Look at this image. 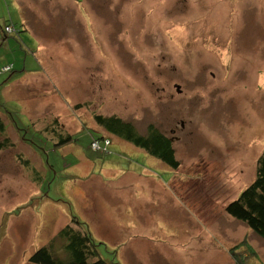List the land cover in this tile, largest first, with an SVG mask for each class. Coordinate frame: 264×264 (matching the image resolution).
Wrapping results in <instances>:
<instances>
[{
    "label": "rangeland",
    "instance_id": "obj_1",
    "mask_svg": "<svg viewBox=\"0 0 264 264\" xmlns=\"http://www.w3.org/2000/svg\"><path fill=\"white\" fill-rule=\"evenodd\" d=\"M20 1L0 0V120L14 144L0 150V264H29L69 212L115 264H227L244 239L264 264V237L224 211L264 148V0H47L59 7L46 13V0ZM97 115L174 135L178 169ZM52 119L71 143L54 147ZM99 136L110 145L92 151Z\"/></svg>",
    "mask_w": 264,
    "mask_h": 264
},
{
    "label": "trees",
    "instance_id": "obj_2",
    "mask_svg": "<svg viewBox=\"0 0 264 264\" xmlns=\"http://www.w3.org/2000/svg\"><path fill=\"white\" fill-rule=\"evenodd\" d=\"M6 26H11V24ZM6 26H4L3 30L7 28ZM16 31L20 32V28L18 30L16 29ZM9 72H11V69ZM94 119L97 126L104 129L108 134L115 135L133 144L135 147L143 150L146 154L164 163L171 169H178L179 162L175 157L171 142L163 133L153 126H149L146 135L143 136L136 134L131 123L125 122L115 115L110 117L97 115ZM50 122L51 123H46L44 125L42 131L52 134V136L58 140L54 143V147L65 146L73 141L72 134L65 130L63 125L57 120L52 119ZM0 134L3 135V141L0 142V150L12 148L14 144L10 141L9 137L6 136V125H4L1 120ZM94 142L99 143V147L101 144H103V146L110 145L108 137L99 136L91 140L90 148L92 151H97L99 149L92 148ZM106 142H108V145ZM16 159L26 169L32 168V180L37 182L38 179H41L28 158L18 154ZM48 170L51 172L53 171L49 164ZM30 206L34 207L35 204L33 203L31 205L30 203ZM224 211L229 217L243 223L256 235L264 237V148L256 161L255 178L253 182L242 190L235 200L229 202L225 206ZM28 215L30 218L34 217L31 214ZM68 215L70 216L69 221L60 228L47 244L36 249L29 256L28 263L115 264V262H111L110 260L107 261L100 257L98 245H101V243H97L93 240L89 231L78 221V218L71 215L70 212ZM229 255L235 264H254L256 260L254 258V250L245 239L242 240L239 245L231 248L229 250Z\"/></svg>",
    "mask_w": 264,
    "mask_h": 264
},
{
    "label": "crops",
    "instance_id": "obj_3",
    "mask_svg": "<svg viewBox=\"0 0 264 264\" xmlns=\"http://www.w3.org/2000/svg\"><path fill=\"white\" fill-rule=\"evenodd\" d=\"M19 1V3L21 4V1L20 0H18ZM59 1V0H58ZM70 1V0H69ZM70 5V4H69ZM46 6H47V8H46ZM60 6H63V5H60ZM42 7H44L45 8V13L46 12H48V11H51L53 8H58L59 7V3L58 4H56V5H53L52 3H50V2H48L47 0L45 1V4L42 6ZM40 12H39V10H38V14H39ZM50 13V12H49ZM41 16H44L45 17V14H42V13H40V17ZM47 16H52L51 14H47ZM42 19H44L43 17H41ZM44 21V20H43ZM22 22L23 21H21V18H19L18 19V23L17 24H19L18 26H17V30L20 28V32L21 31H24L25 29H27V26L25 25V28H23L22 27ZM12 25V24H11ZM13 26V28H14V25H12ZM39 26H41V25H39ZM2 33H3V31H2ZM4 34V33H3ZM25 34H27V33H25ZM28 36H29V34H27ZM5 36V38H6V36H9V35H4ZM29 38L31 39L32 37L31 36H29ZM33 40V43L34 44H36L37 45V47H39L40 45L38 44V42H36L35 41V38H33L32 39ZM83 171H84V173H83V175H84V177L86 178V179H88L89 177H91V176H93V173H91V172H89V169H84L83 168ZM79 176V178L81 177L80 175H78ZM89 183H92V181H90ZM228 255H229V253H228ZM229 257H230V255H229ZM230 259L232 260V262H231V260H230V263L229 262H227V264H235V262L233 261V259L230 257ZM226 261H228V259L226 260V258L224 259V263L226 262Z\"/></svg>",
    "mask_w": 264,
    "mask_h": 264
},
{
    "label": "built area",
    "instance_id": "obj_4",
    "mask_svg": "<svg viewBox=\"0 0 264 264\" xmlns=\"http://www.w3.org/2000/svg\"><path fill=\"white\" fill-rule=\"evenodd\" d=\"M4 32L7 33V34H8L9 32L12 33V32H13V29H11L10 27H7V28H5ZM10 69H11L10 66H5V67L1 68V70H0V74H2V73H6V72H9ZM106 144H108V142H106ZM92 148H93V149H98V148H99V143L94 142V143L92 144Z\"/></svg>",
    "mask_w": 264,
    "mask_h": 264
},
{
    "label": "flooded vegetation",
    "instance_id": "obj_5",
    "mask_svg": "<svg viewBox=\"0 0 264 264\" xmlns=\"http://www.w3.org/2000/svg\"><path fill=\"white\" fill-rule=\"evenodd\" d=\"M178 85H176L175 86V88L177 87ZM176 92L178 93V94H180V89L179 90H177L176 89ZM183 128H184V124H183V122L180 124V129L181 130H183ZM176 129H177V126H176ZM176 129H174L173 131H172V133H175L176 132ZM167 139L170 141V142H173L175 139H176V137L173 135V138H169V137H167Z\"/></svg>",
    "mask_w": 264,
    "mask_h": 264
},
{
    "label": "clouds",
    "instance_id": "obj_6",
    "mask_svg": "<svg viewBox=\"0 0 264 264\" xmlns=\"http://www.w3.org/2000/svg\"><path fill=\"white\" fill-rule=\"evenodd\" d=\"M2 31H3V33H4L5 35H10V34L5 33L4 30H2ZM14 32L16 33V31H14Z\"/></svg>",
    "mask_w": 264,
    "mask_h": 264
},
{
    "label": "bare ground",
    "instance_id": "obj_7",
    "mask_svg": "<svg viewBox=\"0 0 264 264\" xmlns=\"http://www.w3.org/2000/svg\"><path fill=\"white\" fill-rule=\"evenodd\" d=\"M6 27H10V28H13V26L11 25V26H6Z\"/></svg>",
    "mask_w": 264,
    "mask_h": 264
},
{
    "label": "water",
    "instance_id": "obj_8",
    "mask_svg": "<svg viewBox=\"0 0 264 264\" xmlns=\"http://www.w3.org/2000/svg\"><path fill=\"white\" fill-rule=\"evenodd\" d=\"M176 89L179 90V86H177Z\"/></svg>",
    "mask_w": 264,
    "mask_h": 264
}]
</instances>
